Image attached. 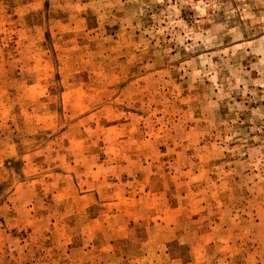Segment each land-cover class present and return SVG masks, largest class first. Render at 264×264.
Returning a JSON list of instances; mask_svg holds the SVG:
<instances>
[{"label":"rangeland","instance_id":"374dc122","mask_svg":"<svg viewBox=\"0 0 264 264\" xmlns=\"http://www.w3.org/2000/svg\"><path fill=\"white\" fill-rule=\"evenodd\" d=\"M0 264H264V0H0Z\"/></svg>","mask_w":264,"mask_h":264}]
</instances>
